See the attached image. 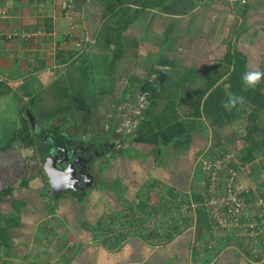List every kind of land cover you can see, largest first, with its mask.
I'll return each instance as SVG.
<instances>
[{"label":"crops","instance_id":"1","mask_svg":"<svg viewBox=\"0 0 264 264\" xmlns=\"http://www.w3.org/2000/svg\"><path fill=\"white\" fill-rule=\"evenodd\" d=\"M142 1L124 0L116 15L104 17L98 0H0V82L7 85L0 89V147L19 125V104L31 96L36 101L33 112L28 109L30 127L38 131L40 122L50 117L46 125L59 127L64 135L61 150L44 137L38 157L31 159L34 150L17 143L0 149V188L18 187L22 177L39 169L45 173L41 155L52 145V154L71 156L73 142H89L98 152L87 168L91 179L75 187L82 193L69 191L72 198L62 197L54 211L50 207L55 199L48 203L47 197L61 191L49 185L53 192L43 195L45 177L40 175L0 201V264H264V247L254 263L244 238H214L195 209L176 208L171 218L144 212L148 207L157 213L153 203L172 205L170 188L180 193L195 189L192 166L183 171L182 163L199 149L200 135L206 137L201 152H212L220 146L218 136L227 140L232 135L224 132L237 134L233 129L243 125L213 133L203 117H187L179 102L185 87L204 84L222 68L228 44L247 55L248 70H260L263 64L251 63L254 57L238 41L244 34L238 14L242 6L164 0L162 6L143 10L122 32L123 53L111 82L105 69L118 25ZM131 85L125 101L116 106L114 100ZM141 95L144 105L139 104ZM123 103L133 104L134 115L141 113L132 139L130 132H108L109 114ZM127 141L128 146H117ZM236 146L238 151L243 143ZM158 155L170 162H157ZM102 221L112 222L109 231L107 223L99 225Z\"/></svg>","mask_w":264,"mask_h":264},{"label":"trees","instance_id":"2","mask_svg":"<svg viewBox=\"0 0 264 264\" xmlns=\"http://www.w3.org/2000/svg\"><path fill=\"white\" fill-rule=\"evenodd\" d=\"M101 5L104 7V17H112L116 15V13L123 8L124 0H98ZM244 0L241 4L242 7L240 10H238V14H240V17L245 20L246 12L249 10L250 5L249 3L245 2ZM194 2L190 3L188 6L194 5ZM245 3V4H244ZM164 4V0H143L142 4L138 7H135L132 12L124 18L123 22L118 25L117 28V36L114 38L113 43V50L110 51L107 66L105 69V73L108 77V79L113 82L115 80V70H116V64L118 60L120 59L122 53H123V44H122V32L125 30L129 25L135 21L139 14L147 9V8H155L158 6H162ZM66 6V5H65ZM223 66L222 68H218L216 70V74H214V77L209 78L204 84L197 86V87H185L183 89V93L180 97V104L186 106L185 115L187 117H193V118H204L207 122V124L210 126L213 133H215L217 130L223 129L225 126H232L236 123L242 122L243 125L240 130L243 131L242 134H239L240 140L243 142V146L235 152L236 156L243 162H253L258 156L264 154V79L261 80V82L255 87L250 88L247 87L243 82V75L249 71L247 68V55L243 53L242 51L238 50L235 44H228L227 51L223 54V59L220 62ZM70 64H73L71 62ZM260 71H264V64L263 67L260 68ZM222 76H226L224 81L219 83L217 82L220 78H223ZM139 84V83H138ZM136 86V85H135ZM7 85L3 82H0V89L6 88ZM133 85L128 86L126 90H124L121 94V97L118 99L116 98L114 100L115 105H118V102H124L126 93L129 91V89H132ZM27 94H31L30 92H27ZM237 95V96H243L245 98V103L243 105L238 104L235 108L228 110L224 107L225 103L228 101L229 96L231 95ZM36 101L35 96H31L28 101H22L20 103L18 108V127L13 130V135L10 137L9 142L5 145L0 147V149H6L9 147H12L14 145H19L20 148H31L34 150V153L31 154V158L38 155L37 150H40L41 148L37 149L39 146V143L42 142L44 137H51L52 141H56V146L58 149L61 150V141L64 140V135H61L58 133L57 126L55 127H48V124L46 125V122L48 123L49 119H45L40 122L41 128H39L38 131H35L34 127L31 128L29 124V119L27 117L26 111L30 109L29 111H32L31 109L32 104ZM173 112H175V109H172ZM33 112V111H32ZM116 114V112H115ZM36 125L38 123H35ZM38 126V125H37ZM39 127V126H38ZM37 127V128H38ZM46 127V128H44ZM44 128V129H42ZM115 129V125L110 124L108 132L112 133ZM238 129H233V131L236 132ZM123 133V132H121ZM60 135V136H59ZM48 139V138H46ZM123 139V138H122ZM206 137L203 135H200L198 142V148L195 150V155L193 154L192 157L186 156L187 161L186 163H182L184 165V168L182 166L183 171L186 170V167L193 164L195 159L197 158L198 154L201 152L200 148H202L206 142ZM235 139V138H234ZM230 139H227V143L231 142ZM234 141V140H233ZM124 142V141H123ZM122 142V143H123ZM65 144V143H64ZM192 144L196 145L195 142ZM70 146V145H69ZM221 147V145H220ZM226 146H224L225 148ZM185 148L190 150V147L186 145ZM218 149V148H217ZM199 150V151H198ZM209 153V150L207 151ZM183 152H181L182 154ZM38 157V156H37ZM183 157V156H182ZM94 158V157H93ZM92 158V159H93ZM264 160V159H263ZM260 161L257 164H254V168H252L251 173L247 174V176H243L242 174L239 175L243 176V179L250 180V181H257V191L260 190V187H264V179L260 180L262 171H264V161ZM190 166V167H191ZM40 175L41 177H45V189L42 192L43 195H50L51 191L49 187V183L47 182V178L45 173L41 172L39 169L36 173H32L29 176L22 177L20 179V182L17 186L14 185H7L5 187L0 188V201L4 199L5 197H9L11 195H15V191L18 188L27 187L28 183L34 179L35 176ZM69 191L71 192H78L77 194L82 193V190H79L77 188H68L61 192H55L54 194H51L49 197H47V202L51 203L50 200L53 201V198L55 199V202H52L51 204V210L54 211L58 207V201L63 197H71V193L69 194ZM169 196L173 200V204L169 205L168 207L163 204V207L165 208L163 213V216H169L171 218L172 214H177L176 208L179 209V207H182L184 204H189L192 201H201L202 196L195 192L194 190H191L189 192H177L173 189H169ZM252 194V191H249L248 193H245V195ZM53 197V198H52ZM72 198V197H71ZM57 201V202H56ZM177 201V202H176ZM146 205V203H145ZM162 206L161 202L153 203V206H151L153 209L157 210ZM150 207V205H149ZM145 208V207H142ZM195 210L197 211V214L199 215V218H204L207 220L208 223V217L206 216V212L203 206L199 205L198 207H195ZM145 213L150 214L152 217L156 216V213H153L150 208L146 207L144 209ZM2 224V222L0 221ZM108 225L107 231L111 229L112 222H100L99 225ZM210 228V226H209ZM250 257H252L251 254H249Z\"/></svg>","mask_w":264,"mask_h":264},{"label":"built area","instance_id":"3","mask_svg":"<svg viewBox=\"0 0 264 264\" xmlns=\"http://www.w3.org/2000/svg\"><path fill=\"white\" fill-rule=\"evenodd\" d=\"M244 1V0H243ZM70 13L72 4L65 6ZM25 38L30 33H22ZM145 96H139V104L144 105ZM135 126V124H133ZM132 127L116 128L120 132H129ZM222 148V149H221ZM264 159V154L253 162H243L235 151L220 147L214 151H202L198 154L191 168V178L196 180L194 191L202 196L201 201H192L182 205L183 210H194L203 206L213 237L236 235L244 238L249 245L252 261L257 263L264 247V190L257 191L254 181L242 182L239 175L251 173L254 164ZM264 175V174H263ZM264 179L261 176L260 180ZM252 191V194L245 195ZM214 243V242H213Z\"/></svg>","mask_w":264,"mask_h":264},{"label":"rangeland","instance_id":"4","mask_svg":"<svg viewBox=\"0 0 264 264\" xmlns=\"http://www.w3.org/2000/svg\"><path fill=\"white\" fill-rule=\"evenodd\" d=\"M215 1H218V0H215ZM219 1H225V3L227 2L229 4L231 3V4H233L234 7L236 4H237V6L241 7L242 6L241 3L243 2V0H219ZM245 2L249 3L250 8L246 12V15H245V20H244V24H243L244 34L239 37L238 41L241 42V43H239L240 47H242V45H243L244 50L247 51V53L250 55V57H252V56L254 57L253 62L252 61H250V62L255 63V64H256V62H259V64L261 65V63L264 64V0H246ZM239 23H240V18L237 19L235 25H237ZM132 105H133L132 103H128V104L123 103L116 108V111H115L116 114H115V112L109 114V117H112L111 124L115 125V129L118 126L119 129H124V131H125L127 125H129V127H132L129 130V132H130L129 134L131 136H128V139H132V136L134 137V135H136L135 130H137V125H138L137 122L142 121L141 116H139L141 113H138L139 111L135 115L132 113V110H131ZM133 124H135L136 126H133ZM135 127H136V129H135ZM241 127L242 126L238 127L237 134L230 132L229 129L226 132H224V133H230L229 135H232V137L230 139H233V140L236 139L235 142L233 140H230L231 142L227 143V140H224L223 136L222 137L218 136V143L217 144L218 145L220 144L221 147L226 146L227 148L236 152V149H237L236 142H239L240 144L243 143L242 140H238L239 134L243 133V131L240 130ZM115 133H118V136H119L120 132L116 131ZM118 141H120V140H118ZM131 143L134 146H138L137 144H135V142H131ZM123 144L124 143H119V144H117V146H122ZM124 145L128 146V141L125 142ZM238 147H240V146H238ZM218 148H220V146H218ZM142 153L143 152L137 151L136 154L141 156ZM167 154H169V153L167 152ZM168 159L169 158H167L166 155H158L157 162L165 163V161H166V163H169L170 159L169 160ZM153 161H155V160H152V162ZM145 162L149 163L147 160H145ZM190 173H192V171H190ZM263 174H264V171H262L261 176H264ZM242 175L244 176V173H242ZM190 176H191V174H190ZM243 176H241L240 179L242 182H246V180L243 179ZM197 178H198V176H196L194 178V181H195L194 184H196ZM255 182H257V181H255ZM164 189H165V187L163 188V190ZM260 190H264V187H260ZM167 204H169V200H167ZM164 209L165 208L163 207V203H162V206L157 209L158 212L156 213V215L160 216L163 213ZM143 214H145V213H143ZM162 215H164V214H162Z\"/></svg>","mask_w":264,"mask_h":264},{"label":"water","instance_id":"5","mask_svg":"<svg viewBox=\"0 0 264 264\" xmlns=\"http://www.w3.org/2000/svg\"><path fill=\"white\" fill-rule=\"evenodd\" d=\"M26 113L29 114V121L33 124L32 116L28 110ZM52 148L54 145L51 146ZM51 149H47L45 154L41 155V162L52 189L63 191L76 187L77 181L82 179L85 174L86 177L90 178V174L87 173L89 162L95 155H98L91 143L73 142L70 149L71 156L65 152L52 154ZM60 162L63 163L61 166L59 165Z\"/></svg>","mask_w":264,"mask_h":264},{"label":"clouds","instance_id":"6","mask_svg":"<svg viewBox=\"0 0 264 264\" xmlns=\"http://www.w3.org/2000/svg\"><path fill=\"white\" fill-rule=\"evenodd\" d=\"M242 79L247 87L255 88L261 82V80L264 79V71H260L258 69L249 70L243 75ZM244 103L245 98L243 96H237L233 94L229 96L228 101L225 103L224 107L228 110H231L238 104L243 105Z\"/></svg>","mask_w":264,"mask_h":264},{"label":"flooded vegetation","instance_id":"7","mask_svg":"<svg viewBox=\"0 0 264 264\" xmlns=\"http://www.w3.org/2000/svg\"><path fill=\"white\" fill-rule=\"evenodd\" d=\"M97 158H98L97 155H95L94 158L90 160L89 164L91 165V167L94 165L95 160ZM87 173H89V171ZM90 179L89 177H86V174H85L84 177L82 176V179H79V181H77V186L80 187L81 185L85 184V182H89Z\"/></svg>","mask_w":264,"mask_h":264}]
</instances>
